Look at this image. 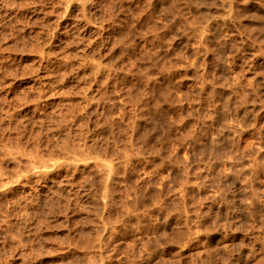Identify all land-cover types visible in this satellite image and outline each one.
<instances>
[{
	"label": "rangeland",
	"instance_id": "1",
	"mask_svg": "<svg viewBox=\"0 0 264 264\" xmlns=\"http://www.w3.org/2000/svg\"><path fill=\"white\" fill-rule=\"evenodd\" d=\"M0 264H264V0H0Z\"/></svg>",
	"mask_w": 264,
	"mask_h": 264
}]
</instances>
